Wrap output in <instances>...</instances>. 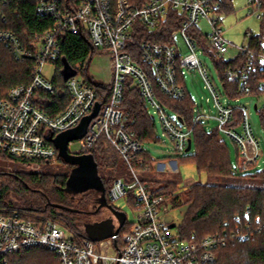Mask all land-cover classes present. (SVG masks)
Wrapping results in <instances>:
<instances>
[{"label":"built area","instance_id":"built-area-1","mask_svg":"<svg viewBox=\"0 0 264 264\" xmlns=\"http://www.w3.org/2000/svg\"><path fill=\"white\" fill-rule=\"evenodd\" d=\"M224 1L36 0L35 16L52 19V29L44 34H32L25 40L13 31L0 30V47H8L16 61L33 64L31 83L12 87L0 99V161L14 159L17 164L34 169L56 166L59 152L52 139L79 126L100 103L95 87L77 73L67 80L70 103L66 109L53 117L43 109L44 98L40 94L55 95L57 90L55 80L46 79L43 69L62 57L58 34L84 31L92 46L108 57L112 95L106 105L101 104L99 115L90 123L86 136L78 140L79 149L73 154L88 155L94 144L104 137L135 179L132 183L114 180L107 199L127 198L137 210L130 230L121 237L119 233L115 245L114 239L92 242L87 236H77L58 221L33 219L7 202L0 203V264H8L12 254L37 248L54 254L60 264H212L216 261V251L225 245L222 236H208L201 242H194L182 240L179 232L172 235L173 223L167 219L173 209L171 198L157 194L139 179V174L150 170L155 162L144 169L146 162L139 155L145 148L129 130L128 115L120 105L124 85L131 80L132 87H138L148 101L149 113L152 109L151 115L158 116L163 133L177 156L187 154L191 133L197 124H204L208 130L209 121L215 120L218 134L225 135L236 146L239 163L235 170L249 172L260 166L263 152L250 121L251 114L247 107L233 102L244 97L255 98L250 94L249 81L259 69L264 71V45L257 57L249 55L246 63L224 70V79L239 85L240 96L235 99L224 93L216 68L219 85L198 57V54L211 55L217 64L220 60H233L246 53L245 45L232 47L225 38L222 21L218 18ZM5 4L6 0H0V11ZM247 10L249 16L262 19L259 0H248ZM172 15L180 21L171 45H158L141 37L140 30L154 33L168 23ZM201 21L209 24V34H204L198 27ZM179 33L189 51L186 56L181 54L175 40ZM251 36L248 33L246 38ZM137 59L149 68L150 75L136 62ZM184 68L198 73L204 89L211 96L206 101L212 100L215 109L209 116L192 98L194 121L190 128L178 117L173 119L167 115L153 94V84H156L169 97L185 99L188 88L185 78L184 85L180 81L186 73ZM260 91L264 93V81ZM261 103L262 106L255 105L256 111L264 108V99ZM236 109L242 112V120L238 126H231ZM48 132L52 134L51 139L46 137ZM174 173H179L177 168ZM235 219L239 220V217ZM247 238V235H239L241 240Z\"/></svg>","mask_w":264,"mask_h":264},{"label":"trees","instance_id":"trees-1","mask_svg":"<svg viewBox=\"0 0 264 264\" xmlns=\"http://www.w3.org/2000/svg\"><path fill=\"white\" fill-rule=\"evenodd\" d=\"M263 12L260 20V31L257 35L247 38L245 55H240L233 60H220L215 64L219 78L224 86V93L230 98H238L239 85L229 83L223 77L224 70L235 69L248 61L249 55L258 56L264 45V0H259ZM36 0H6V4L0 11V30L13 31L22 40L32 34H44L53 27V20L45 17H37L34 14ZM234 10L233 0H225L222 3V13ZM177 21V22H176ZM178 17L171 16L170 21L160 30L154 33H146L142 30L141 37L151 43L158 45H171L172 35L178 30ZM58 40L62 45V57L56 62L59 65L60 78L55 80L56 94H40L43 98V109L52 117L60 114L70 103L67 92V81L63 75L66 65L81 74L92 86L95 87L98 101L106 105L112 95V79L108 82L96 83L88 76L89 66L96 56L104 55L100 49L92 46L89 35L84 31L76 34L60 33ZM198 37H200L198 35ZM136 56L139 53L133 49ZM146 69L148 75L150 70ZM33 64L30 61L18 62L6 46L0 47V99L14 86L29 85L31 83ZM151 81L152 77L150 76ZM184 85V77L180 78ZM264 81V71L259 69L250 81V94L258 102L263 101L264 93L260 91V84ZM154 83V82H153ZM155 100L164 108L175 112L178 118L190 128L194 121L192 108L194 102L190 92L187 90L183 100H177L166 95L156 84H153ZM120 109L128 115V128L134 134L135 139L145 148L139 157L146 162L144 169L151 167L154 160L146 150L151 143H161L157 137V125L155 118L149 113V104L141 94L138 87H132V81L128 80L122 91ZM261 124L264 128V108L258 109ZM242 120V112L234 111V123L231 126H238ZM192 154L176 156L181 163H194L200 175L220 178L223 180L250 181L247 185H213V184H192L183 190V197H180L178 183L170 182L164 187L158 188V183L153 182L152 187L160 195L169 196L174 209H184L183 219L178 225V232L182 240L201 242L208 236L219 235L225 241V245L216 251L217 259L212 264H264V169L255 172H238L232 163L230 149L225 140L221 139L216 130H207L204 124H197L192 133ZM190 151V152H191ZM99 168L113 170L118 167L120 156L108 145L106 139L101 137L93 146L90 153ZM59 157V155H58ZM61 159V158H60ZM16 163L14 159H7ZM236 163H239L238 156ZM137 165V162L135 163ZM22 175V174H21ZM11 175L0 170V203L7 202L13 209L22 210L25 215L33 219H52L60 222L72 230L79 237L87 235L80 230L79 222L82 221L84 212L93 202L91 200L80 204L81 208H72L78 212H68L57 209L51 204L66 206L62 202H52L47 192L55 188L63 194L69 176L68 175H45L41 173L28 174L25 176ZM52 178V181L49 180ZM114 183V180H103L106 197ZM258 183L261 186H256ZM33 186H41L43 190L37 194L41 201H26L23 207L13 204L7 200L8 194L12 191L17 194L33 193ZM88 193V192H87ZM36 194V193H34ZM86 194V193H84ZM83 195V194H80ZM99 195H97L98 199ZM68 207V206H66ZM71 208V207H69ZM249 209V211H247ZM238 216L239 220L235 217ZM228 225L225 226L224 224ZM130 230V224L126 223L120 232ZM239 235H247L245 240L239 239ZM45 253L52 255L53 259L45 257ZM8 264H60L59 259L52 253L43 249H29L12 254L8 258Z\"/></svg>","mask_w":264,"mask_h":264},{"label":"rangeland","instance_id":"rangeland-1","mask_svg":"<svg viewBox=\"0 0 264 264\" xmlns=\"http://www.w3.org/2000/svg\"><path fill=\"white\" fill-rule=\"evenodd\" d=\"M233 7L234 10L232 12H226V13H220L218 15V18L222 21L221 28L225 32V38L230 43L232 47L235 48H241L242 46L246 45L247 38L246 35L248 33H251L252 35L259 34L260 31V21L255 16H249L248 15V0H233ZM201 31L204 34H209L211 31V28L209 24L206 21H201L198 26ZM192 33V32H190ZM176 43L178 47L181 50V54L183 56H186L188 54V49L186 47V44L184 43L183 36L179 33L176 35ZM200 42V40L198 39ZM198 42V43H199ZM199 59L201 62L205 64L206 67L212 72L215 81L217 85L220 84L219 80L216 76V70H215V64H214V58L211 55L207 54H198ZM185 70V84L187 85L188 91L191 94V97L194 99L195 104L199 107H203V109L206 111V113L211 116V114L215 113V109L213 108V101L211 100L210 103H207L206 99L210 98L211 96L204 89V82L200 78L197 72H189L184 68ZM59 65L57 63H48L44 69H43V75L46 79H49L51 81L53 80H59L60 78V72H59ZM111 70L109 65V60H107L106 56L103 55L102 57L96 56L93 61L91 62L89 66L88 76L93 79L96 83H105L108 82L110 78ZM80 78L82 77L81 74ZM99 77V78H98ZM103 78V79H100ZM234 105H242L247 107L250 116V121L253 126L255 135L257 139L259 140L261 150L263 152V159L260 166L254 168L251 170V172L260 171L264 169V128L261 124L260 115L255 110V105L262 106L261 102H258L256 98H249L244 97L241 98L239 102H233ZM152 109H150V114H152ZM165 112L167 115L172 117L173 119H176L177 115L175 112L171 111L168 108H165ZM155 122L157 125V137L160 139L161 143H151L150 145L146 146V150L150 152L152 158L154 160H157L153 166L150 168V170L139 174V179L145 183V185L149 186L153 191H155V188L152 187V183L156 182L158 183L157 187L162 188L167 183L170 182H176L178 183V188L176 194H178L180 197H183V190L185 187L190 186L192 184H213V185H247L250 183V181L246 179H240V180H223L220 178H214V177H207L206 175H200L196 169V166L194 163H181L176 159V154L173 152L168 138L164 135L162 130V125L160 121L158 120V116L155 115ZM217 123L215 120H210L208 124V130L210 129H216ZM220 138L225 140L231 153L232 163L234 166L237 165L236 158H237V149L234 143L225 135L219 134ZM47 138L51 139L52 134L48 132L46 135ZM165 142V143H163ZM79 149L78 141H74L73 144L69 147L70 154L74 156H80L83 157L85 155H75L73 154L75 151ZM193 151V150H192ZM191 152H188L186 155L192 154ZM122 160V159H121ZM88 166H84L81 168L79 172V180L83 181L85 184H89L91 187L94 186L96 188H99L102 186L103 180H117V179H123L125 181H128L129 183H132L135 179L133 178L130 169L127 167L126 163L122 161H119L118 167L113 170H104L102 167H94L92 161L90 160L87 164ZM78 165H71L68 164L60 159V156L57 158V165L56 166H41L40 169H34L31 167H26L24 165H20L17 163H11L9 161L2 160L0 161V170L6 171L11 175H21L25 176L28 174H34V173H43L45 175H68L71 176L75 169H77ZM178 169V174L174 173V169ZM92 169V171H91ZM50 181H52V178H49ZM190 185H185L186 183H189ZM256 186H261L258 183L255 184ZM31 187L34 189L33 193H24V194H17L14 192H10L7 196V200L9 202H12L13 204H16L18 206L23 207L26 205V201L31 202H37L41 201V197L37 194V190L39 192H42L40 190H43V188L40 186H33ZM84 188L80 187H74L73 192H62L63 194H60L56 189L50 188L47 194L49 195V198L52 202H62L66 206L71 208H81L80 204L86 201H93L88 207L86 212L91 214L92 212H96L98 208L97 203V195L100 196L99 193H97L94 190H90V192L83 194V195H74L73 193L79 192L80 190L84 191ZM44 191V190H43ZM36 193V194H34ZM175 195H170V198H172ZM110 204L117 210L124 212L127 215V223H133L136 219L137 210L135 207L131 204V202L128 201L127 198H120L118 200L112 201L109 200ZM183 213L184 209L178 208L173 209L170 211L167 219L173 223L176 227L171 229L172 235L176 236L178 234V225L181 223L183 219ZM102 214H99L98 216L104 217ZM82 220L86 222H90L92 220V216L90 215H84ZM80 223V222H79ZM115 224L118 225V222L115 221ZM45 257L48 259H53V261H56L54 258H52V255L49 253L44 254Z\"/></svg>","mask_w":264,"mask_h":264},{"label":"water","instance_id":"water-1","mask_svg":"<svg viewBox=\"0 0 264 264\" xmlns=\"http://www.w3.org/2000/svg\"><path fill=\"white\" fill-rule=\"evenodd\" d=\"M77 72L75 70H72L67 65L65 69L63 70V75L65 77V80L67 81L69 78L75 76ZM257 106H255V109ZM101 110V103H97L95 105V108L91 115L85 117L82 122L77 126L76 128L63 132L59 135H57L54 139H52V142L56 149L59 152V156L62 161L71 164V165H78L79 167L74 170L73 174L69 176L66 187L64 188V192H73L74 187H80L84 188V191L80 190L79 192L73 193L74 195H80L84 194L90 190H94L97 193L100 194V196L97 199L98 208L96 212H99L101 209H107L111 214L112 217L107 218L101 222H97L95 224H90L85 227V233L87 237L92 242H101L107 239H114V244H117V237L122 230V228L125 226L127 221V215L115 209L112 205L108 203V199L106 197V192L103 183L101 184L99 188H96L94 186H90L89 184H85L83 181L79 180V172L81 168L84 166H88V162L91 160L93 163V166L96 168L97 165L91 155H85L83 157L80 156H74L69 153V144L74 141H78L83 139L88 131L89 125L92 122L93 119H95ZM180 122H182L181 118H178ZM192 147V140H189V145L187 148V153L191 151ZM92 171V169H91ZM52 207L57 209H62L68 212H78L75 209L58 205V204H51ZM115 221L118 222V226H116ZM175 228V225L171 226V229Z\"/></svg>","mask_w":264,"mask_h":264},{"label":"flooded vegetation","instance_id":"flooded-vegetation-1","mask_svg":"<svg viewBox=\"0 0 264 264\" xmlns=\"http://www.w3.org/2000/svg\"><path fill=\"white\" fill-rule=\"evenodd\" d=\"M88 192H90V191H88ZM87 193V192H86ZM108 203L110 204V201L108 200ZM111 205V204H110ZM102 213H104L103 215H104V217H101L100 218V216H98L99 214H102ZM84 214L85 215H90V216H92V220L90 221V222H86V221H84V220H82V221H80V223H79V227H80V230L81 231H83V233H85V227L87 226V225H90V224H95V223H97V222H101V221H103V220H105V219H107V218H110V217H112V214L107 210V209H101L99 212H92L91 214H89L88 212H84ZM86 234V233H85Z\"/></svg>","mask_w":264,"mask_h":264},{"label":"crops","instance_id":"crops-1","mask_svg":"<svg viewBox=\"0 0 264 264\" xmlns=\"http://www.w3.org/2000/svg\"><path fill=\"white\" fill-rule=\"evenodd\" d=\"M103 56V55H102ZM102 56H98V57H102ZM107 58V60H108V57H106ZM111 76V75H110ZM99 78V77H98ZM100 79H103V78H100ZM185 185H190V182L189 183H186ZM174 209V208H173ZM172 209V210H173Z\"/></svg>","mask_w":264,"mask_h":264}]
</instances>
